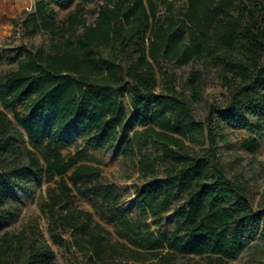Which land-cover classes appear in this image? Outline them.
<instances>
[{
  "label": "trees",
  "instance_id": "obj_1",
  "mask_svg": "<svg viewBox=\"0 0 264 264\" xmlns=\"http://www.w3.org/2000/svg\"><path fill=\"white\" fill-rule=\"evenodd\" d=\"M56 1H37L24 26L50 33L58 43L47 52L30 50L0 81V101L10 108L8 102L20 98L30 114L26 119L14 113L13 126L0 112V232L15 214L8 208L9 189L40 187L59 178V191H48L50 219L85 234L74 244L80 252L93 254L92 264L118 259L123 246L111 243L90 212L63 209L74 198L63 180L81 195L114 201L115 207L117 195L112 187L101 185L84 193L80 185L96 179L93 169L78 165L62 150L73 144V132L96 148L126 142L129 149L128 124L142 127L133 135L145 134V141L152 140L169 162L163 177L139 192L141 204L157 224L172 203L179 205L172 238L134 233L132 244L149 252L167 249L206 256L209 264L234 259L256 236L264 244V213L253 210L245 182L226 176L217 154V139L224 141L225 135L212 121L220 117L249 126L257 118L255 135L264 140V0H107L93 23L71 13L61 26L48 9ZM174 1L182 5L174 8ZM130 53L134 57H127L124 67L122 57ZM162 61L201 66L188 75L190 97L171 87L167 94L155 95L154 64ZM204 71L213 72L225 104L211 105L205 122L198 124L191 104L201 100ZM124 94L131 99V117L121 101ZM255 145L254 140L250 151ZM161 159L140 161L142 171L155 178ZM117 212L122 224L131 228L125 211ZM0 264L57 263L38 227L29 226L1 233Z\"/></svg>",
  "mask_w": 264,
  "mask_h": 264
},
{
  "label": "rangeland",
  "instance_id": "obj_2",
  "mask_svg": "<svg viewBox=\"0 0 264 264\" xmlns=\"http://www.w3.org/2000/svg\"><path fill=\"white\" fill-rule=\"evenodd\" d=\"M39 0H0V81L7 73L17 67V62L33 49L49 50L52 43H58V38H52L50 33L43 31L33 32L32 28H25L24 23L29 15L35 11V3ZM46 1V0H45ZM107 0H59L48 4L57 25L62 24L69 14L78 13L87 24L93 23L97 17L98 9ZM174 8L182 5L179 1L173 2ZM159 13L161 8H158ZM17 20V22H14ZM30 23V22H29ZM81 32L78 28L76 34ZM133 54L122 57L125 67L128 58ZM157 86L155 95L167 94L171 87L174 91L184 93L190 97L187 79L191 71L200 70L199 64L177 67L173 63L159 62L154 64ZM128 117H131L133 108L131 99L127 94L121 96ZM225 104V95L214 78L212 71H204L203 90L201 100L197 104H191L195 121L204 123L211 105ZM7 107L0 101V112L16 126L14 113L18 112L24 118H29L26 112V103L18 98L14 102H8ZM216 123L218 133L225 135L224 141L217 139L218 157L229 179H238L247 184L249 200L254 211L264 213V140L257 139L255 129L257 118L251 120L249 126L238 123L226 122L224 118L216 117L212 120ZM126 132L131 139V147L128 149L126 142L121 146L109 144L105 148H96L88 143V140L80 137L76 132L72 133L73 144L62 150L66 157L74 158L78 165H87L93 169L96 179L91 184L80 185L84 193L93 185L112 187L118 197L115 207L114 201H103L102 198L83 196L72 187L65 178L63 181L72 189L73 200L62 207L67 210H83L92 214L93 220L101 225L108 233V238L113 244L122 245V255L112 264H209L206 256L193 254H177L168 252L167 249L157 252H149L137 248L133 243L134 233H140L145 238L159 239L161 233L168 238L173 237L174 213L179 206L172 203L170 210L162 215L160 224L155 221L150 212L145 209L139 199V192L148 188L151 182L163 177V169L169 163L163 152L152 140L145 141V134L134 136L133 131H143L137 125L131 127L127 124ZM26 138V136H24ZM256 141L254 151H250L251 142ZM186 145H189L186 143ZM190 146V145H189ZM128 149V150H127ZM170 148L171 153H175ZM162 158L156 167V177H149L142 171L141 162ZM12 159V156L8 157ZM62 179L56 178L55 182L43 183L40 187L29 185L15 186L8 190L11 195L8 208L15 212L13 220L4 228V231L14 233L29 226H36L41 231L46 242L52 249L57 264H92L93 254L82 253L75 247V239L85 236L82 232H72L61 226H56L46 212L48 204V191H59V183ZM117 209L125 211V219L131 228L122 224ZM113 221V222H109ZM0 232V235L1 233ZM124 235V236H121ZM124 237V238H122ZM61 241V245L58 244ZM82 241V240H80ZM132 242V243H131ZM217 263V261H214ZM224 264H264V244L256 236L245 244L244 249L234 259Z\"/></svg>",
  "mask_w": 264,
  "mask_h": 264
}]
</instances>
